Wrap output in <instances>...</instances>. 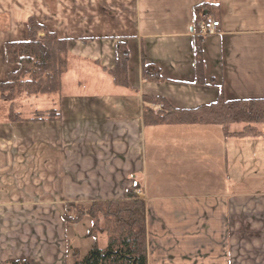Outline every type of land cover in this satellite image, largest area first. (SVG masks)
Instances as JSON below:
<instances>
[{"label": "crops", "instance_id": "0c3cea01", "mask_svg": "<svg viewBox=\"0 0 264 264\" xmlns=\"http://www.w3.org/2000/svg\"><path fill=\"white\" fill-rule=\"evenodd\" d=\"M203 1L218 2L220 25L203 39L198 84L191 10ZM30 17L68 39V68L60 94L22 98L24 116L58 107L59 121L9 122L0 113V264H72L74 250L83 253L77 228L88 221V241L92 222H66L65 205L125 199L135 184L148 264H264V136L146 127L142 116L143 95L179 109L215 101L219 88L226 100L263 98L264 0H0V82L16 69L4 45L28 37ZM118 40L136 92L107 72ZM143 62L164 80H144ZM92 247L86 242L85 254Z\"/></svg>", "mask_w": 264, "mask_h": 264}, {"label": "trees", "instance_id": "16d2710c", "mask_svg": "<svg viewBox=\"0 0 264 264\" xmlns=\"http://www.w3.org/2000/svg\"><path fill=\"white\" fill-rule=\"evenodd\" d=\"M192 57L195 80L204 84L203 39L200 23L217 19L220 13L218 2L203 1L192 7ZM28 37L25 40L7 41L4 45L5 60L16 69L9 73L7 80L0 82V102L7 104V120L11 121H53L61 119L58 107L34 110L24 116L19 110L20 101L26 97H40L61 93L62 78L68 68V39L59 38L36 18L27 23ZM115 66L107 70L115 85L136 90L128 82L129 50L124 40L114 44ZM144 80L161 82V71L154 64L142 63ZM143 124L161 125H213L220 127L225 139L263 137L264 97L226 100L219 88L217 99L193 109H179L169 104L162 96L143 95ZM241 124L240 130L233 125ZM142 186L132 185L125 199L95 201L88 204L67 203L64 209L66 222L78 223L84 216L92 219L87 231L90 237L98 233L106 235V246L93 243L86 254L78 250L72 253V264H148L145 201L140 196ZM5 264H31L27 260H8Z\"/></svg>", "mask_w": 264, "mask_h": 264}, {"label": "rangeland", "instance_id": "374dc122", "mask_svg": "<svg viewBox=\"0 0 264 264\" xmlns=\"http://www.w3.org/2000/svg\"><path fill=\"white\" fill-rule=\"evenodd\" d=\"M34 98V96L33 97H27L26 99H33ZM22 101H23V99H21V101H20V106H19V110H21V112H23V113H25V112H27V108H28V106L26 105V104H23L22 103ZM33 101V100H32ZM27 102H29V101H27ZM26 102V103H27ZM36 102H38V101H33V102H29V103H33V104H35ZM23 104V105H22ZM32 104V105H33ZM21 105H22V107H21ZM6 109H7V104H6V102H0V113H5V112H7L6 111ZM242 128V125L241 124H235V125H233V129H235V130H240ZM262 128H263V130H264V126H262ZM89 218V220L92 222V219L89 217V216H84V218ZM83 218V219H84ZM87 220H85L84 221V223H82V224H80L79 226H78V237H77V243L79 244V246H80V250H81V252H83L82 253V255L83 254H85V243L86 242H91L92 244L94 243V242H98V244L101 246V247H105L106 245H105V242H106V235L104 234H100V233H98L96 236H93V237H90V236H88L87 235V237H89L90 239L88 240V241H86V235H85V237L83 236V234H82V232H83V228H85V224H87ZM85 250V251H84ZM81 255V256H82Z\"/></svg>", "mask_w": 264, "mask_h": 264}, {"label": "built area", "instance_id": "2783aa9c", "mask_svg": "<svg viewBox=\"0 0 264 264\" xmlns=\"http://www.w3.org/2000/svg\"><path fill=\"white\" fill-rule=\"evenodd\" d=\"M219 25H220V22L214 19L206 23L204 22L200 23L199 30H200V33L202 34L211 35V34H215Z\"/></svg>", "mask_w": 264, "mask_h": 264}]
</instances>
